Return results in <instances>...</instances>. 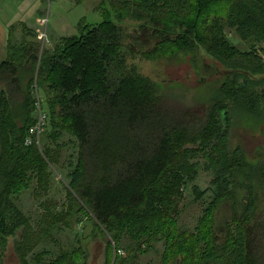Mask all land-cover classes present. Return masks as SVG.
<instances>
[{"label": "trees", "instance_id": "obj_1", "mask_svg": "<svg viewBox=\"0 0 264 264\" xmlns=\"http://www.w3.org/2000/svg\"><path fill=\"white\" fill-rule=\"evenodd\" d=\"M109 6L111 11L101 9L103 22L83 25L77 36L44 52L40 62V45L29 43L11 46L10 61L0 66V264L9 239H15L20 264H88L82 246L61 250L54 258L48 251L33 253L41 242L54 241V233L73 230L81 215L109 237L108 258L113 245L119 249L124 239L130 241L127 256H118V250L115 264H139L140 256L160 242L164 264H264V217L256 213L252 172L241 148L229 152L230 131H223L220 121L226 113L230 124V103L244 104L257 116L264 102V89L255 91L264 80L250 78L264 75L255 53L264 44V0H110ZM129 20L138 26L126 43L123 26ZM227 31H234L250 51L233 46ZM182 57H190L203 75L206 58L243 74L228 76L209 100L194 103L161 95V86L134 65L136 59ZM30 65V71L23 70ZM36 74L49 115L48 141L61 150L59 141L68 134L76 139L78 154L67 176L65 206L58 211L42 204L41 220L33 226L11 197L34 180L35 193L46 192L50 166L59 163L50 147L25 144L36 122ZM201 152L218 171L219 188L207 209L206 230L179 232L183 188L194 181L191 162ZM258 173L264 181V167ZM236 174L245 176L242 212L233 213L236 230L225 224L220 237L216 213L225 200L236 204L237 190H230L231 184L240 185ZM194 193L197 199L205 194L198 188Z\"/></svg>", "mask_w": 264, "mask_h": 264}, {"label": "rangeland", "instance_id": "obj_2", "mask_svg": "<svg viewBox=\"0 0 264 264\" xmlns=\"http://www.w3.org/2000/svg\"><path fill=\"white\" fill-rule=\"evenodd\" d=\"M109 3L110 0H51L50 3L45 0L43 5L44 17L48 15L49 21L45 20L41 33L46 36L48 33L51 41L55 42L59 41L62 37L77 36L83 25H98L103 22V10L101 9L105 8L111 11ZM137 26L138 23L135 21L129 20L125 22V26L123 27L126 29V43L130 42L128 39L130 35L132 37L136 33L135 29ZM41 33H39V36ZM226 35L230 43L242 53H246L247 50L250 51L234 31H227ZM53 41L45 49L46 51L50 52L54 50L56 45ZM255 53L264 63V44L257 45ZM10 54L9 48V56ZM8 61L10 59L5 62ZM130 63H132V60H130ZM205 64L207 65V71L204 76L194 68L190 57L176 58L169 61L160 60L154 62L143 59H136L134 61V65L137 66L142 75L161 86L162 89L159 91L161 95H172L178 99H188L194 103H200L204 99L209 100L228 76L243 74L241 70H227L219 62L208 58H206ZM23 70L30 71L31 65L30 67H25ZM36 71L38 72V70ZM250 78L253 80H264V75L251 76ZM241 83H243L242 79ZM24 85H27V81H25ZM262 89H264V86L260 88L256 87L255 91L259 92ZM261 104L262 107L257 116H252L249 114L250 111L246 105L237 102L230 103L228 110L230 124H227L225 121L226 113L220 116V121L222 123V130L224 131L228 127L230 131L229 152L234 154L238 148L244 151L245 156L243 155V158L247 160V170H251V176L257 190L258 206L256 213L258 216L264 217V181L260 179L258 173V170L264 167V102H261ZM18 123L21 126V121ZM50 128L47 125L46 131L41 138V146L43 150L50 147L54 152H57L59 163L56 166H50L52 175L48 190L46 192L38 190L40 192L35 193L38 185L36 180H34L29 188L24 189L19 195L11 197L14 205L29 219L33 226L41 220L43 213L42 204L51 205L58 211L63 209L66 204L67 190L69 189L67 176L74 170L77 164L78 143L76 139L65 134L59 141L60 146L63 145V147L61 150H58L47 139L51 132ZM188 148L192 150L197 149V147L191 146ZM191 164L196 167V177L194 181H188L183 188V200L180 203L176 220L179 232L197 234L198 227H201L202 231L206 230L209 220V216L207 217V215H210L207 209L213 203L219 188V183H215L218 171L210 167L206 153H199L192 160ZM241 167L242 163L236 169L238 170ZM236 176L240 185L238 184V188H235L231 184L230 190H237V205L234 203L232 205L230 201L225 200L216 213L217 230L222 232V234H219L220 237H224L225 224L230 226L233 232L236 230L237 226L233 221V213L241 214L242 212V182L245 176L244 174H236ZM222 181L224 180H221L220 183ZM195 188H198L201 192H205L202 198L197 199L194 193ZM235 206L236 208L234 209ZM80 217L82 221L79 224L74 219L73 230L63 229L62 232L54 233V241L47 240L46 242H41L33 253L48 251L53 254V257H51L54 258L61 250L82 246L84 252L88 255V264H106L107 259H111V264H115L118 250H121L118 256H127L126 248L129 246L130 241L124 239L119 249L116 245H113V253L108 258L107 241L109 237L106 239V237L94 229V226L87 218L82 215ZM203 221L205 222L202 226ZM14 245L15 239H9L2 264H20ZM164 248L163 242L156 244L152 249L147 250L145 254L140 256L139 264H164L162 257ZM31 258L32 256L30 255L29 260Z\"/></svg>", "mask_w": 264, "mask_h": 264}, {"label": "crops", "instance_id": "obj_3", "mask_svg": "<svg viewBox=\"0 0 264 264\" xmlns=\"http://www.w3.org/2000/svg\"><path fill=\"white\" fill-rule=\"evenodd\" d=\"M44 1L0 0V65L9 59L11 46L20 48L29 43H37L41 47L39 33L43 30L44 20L49 21L48 15L44 17ZM47 38L50 43L53 41L48 33ZM64 38L72 37H62L60 40ZM60 40L53 43L57 45Z\"/></svg>", "mask_w": 264, "mask_h": 264}, {"label": "built area", "instance_id": "obj_4", "mask_svg": "<svg viewBox=\"0 0 264 264\" xmlns=\"http://www.w3.org/2000/svg\"><path fill=\"white\" fill-rule=\"evenodd\" d=\"M48 2H50V0H48ZM44 23L45 20L43 22V25ZM39 38L41 40L40 55H39V62H40L42 54L46 51L45 49L51 45V43L47 38V36L44 35L43 33H41ZM32 93L34 97V110H35L34 114H35L36 122L35 125L30 128L29 135L26 139L25 144L26 146H31L35 144L38 148L41 149L42 148L41 138L46 131V127L49 122V115L48 112L46 111L44 100L43 97L41 96L40 89L37 84V74L35 76V80L32 85Z\"/></svg>", "mask_w": 264, "mask_h": 264}]
</instances>
